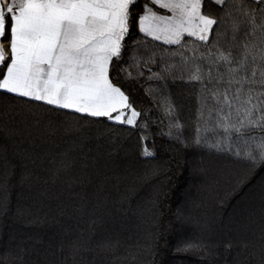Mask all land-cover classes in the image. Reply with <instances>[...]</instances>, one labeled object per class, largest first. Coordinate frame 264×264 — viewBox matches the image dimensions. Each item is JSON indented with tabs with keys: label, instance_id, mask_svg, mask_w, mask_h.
Wrapping results in <instances>:
<instances>
[{
	"label": "trees",
	"instance_id": "obj_1",
	"mask_svg": "<svg viewBox=\"0 0 264 264\" xmlns=\"http://www.w3.org/2000/svg\"><path fill=\"white\" fill-rule=\"evenodd\" d=\"M134 7L110 78L137 127L0 92V264H264V166L194 142L196 93L165 72L182 49Z\"/></svg>",
	"mask_w": 264,
	"mask_h": 264
},
{
	"label": "snow or ice",
	"instance_id": "obj_2",
	"mask_svg": "<svg viewBox=\"0 0 264 264\" xmlns=\"http://www.w3.org/2000/svg\"><path fill=\"white\" fill-rule=\"evenodd\" d=\"M140 2L0 0V92L137 127L141 112L110 69ZM212 2L143 0L139 31L182 49L165 72H179L196 93L194 142L210 136L211 147L264 166V0H214L217 16L202 11ZM185 36L199 42L191 56ZM144 155H152L147 146Z\"/></svg>",
	"mask_w": 264,
	"mask_h": 264
},
{
	"label": "rangeland",
	"instance_id": "obj_3",
	"mask_svg": "<svg viewBox=\"0 0 264 264\" xmlns=\"http://www.w3.org/2000/svg\"><path fill=\"white\" fill-rule=\"evenodd\" d=\"M213 2H214V0H213ZM149 7L155 8V9H153V11H156L158 15H167V16H171V13L168 12L166 9H159L158 6H153V5H151V4H149ZM142 34H144V33H142ZM158 42L162 43L161 41H158ZM6 63H7V61H6ZM0 71H6V69H3L2 66H0ZM111 122H112V121H111ZM113 123H114V122H113ZM123 125H126V124H123ZM126 126L132 127V126H130V125H126Z\"/></svg>",
	"mask_w": 264,
	"mask_h": 264
},
{
	"label": "crops",
	"instance_id": "obj_4",
	"mask_svg": "<svg viewBox=\"0 0 264 264\" xmlns=\"http://www.w3.org/2000/svg\"><path fill=\"white\" fill-rule=\"evenodd\" d=\"M153 9H155V8H153ZM142 14H143V12H142ZM139 28V27H138ZM145 35V34H144ZM151 38V37H150Z\"/></svg>",
	"mask_w": 264,
	"mask_h": 264
}]
</instances>
